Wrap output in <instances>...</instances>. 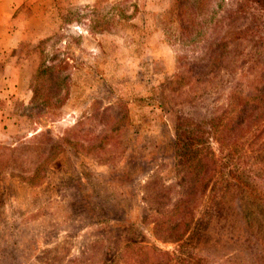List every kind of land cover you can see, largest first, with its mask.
Listing matches in <instances>:
<instances>
[{
  "label": "rangeland",
  "instance_id": "obj_1",
  "mask_svg": "<svg viewBox=\"0 0 264 264\" xmlns=\"http://www.w3.org/2000/svg\"><path fill=\"white\" fill-rule=\"evenodd\" d=\"M5 1L0 264H133L119 257L132 241L170 252L164 264L185 262L191 247L151 231L174 212L175 124L211 135L208 119L224 111L221 144L209 137L208 148L223 162L218 146L233 144L264 183V16L262 38L236 39L234 26L261 15L237 14L240 0ZM197 205L205 263L249 264L237 211L224 217L229 206L209 195ZM252 217L263 230L264 211Z\"/></svg>",
  "mask_w": 264,
  "mask_h": 264
},
{
  "label": "trees",
  "instance_id": "obj_2",
  "mask_svg": "<svg viewBox=\"0 0 264 264\" xmlns=\"http://www.w3.org/2000/svg\"><path fill=\"white\" fill-rule=\"evenodd\" d=\"M197 3L200 5L199 2ZM183 4L186 3H181L182 6ZM244 6L256 10L262 15V18L260 19L261 15L256 14L251 21L234 26L230 34H233L236 39H246L250 36L262 38L258 34H260L259 29L263 26L264 0H240V3L237 4L233 11H236L237 14L244 13ZM184 12L185 9L180 7L177 14L183 18ZM236 13L233 12L232 15H236ZM189 23L193 22L189 19ZM214 34H216L215 31ZM262 41H264V38ZM56 68L61 69L60 64L49 67V69L54 70ZM256 90L259 92L258 99L263 100L264 83L262 82ZM236 92L242 94L241 91ZM256 103L253 106H256ZM228 107L230 108L229 105ZM252 121L255 122V119ZM228 123L229 121H225V113L223 111L208 119V129L211 135H207L206 131H203L204 129L200 130V124H196L197 126L195 125L192 130L180 127L181 121L175 124L172 147L173 157L175 158L173 164L176 176L175 184L178 190L175 193V200L171 204L174 212H171L172 214L163 213L158 221H152L151 231L157 239L174 243L176 250L185 246L192 248L187 253L186 259L183 260L185 262L182 264H206L205 260L197 253L203 239L204 222H193V219L194 210L198 206V202L207 195H209L210 204H218V207L220 205L224 206V204L229 206L225 209L224 217L237 211L242 222L240 228L235 230L234 240L245 245L243 248L248 253L247 262L249 264H264V229L259 231L260 229L252 217L259 211H264V183L262 180L255 179L257 178V175H255L256 171L253 174L249 171L252 169L246 168L245 164H237L234 159L235 150L233 144H229L226 147L227 142L223 140L224 147L218 146L217 149L220 152L224 150L223 155L226 157V161L223 162H219L214 157L213 152L206 144L209 137L213 136H215V141L221 144V140L217 136L221 138L222 134L221 131H217V127L221 125L225 127ZM231 127L236 126L231 125ZM257 131L254 130L252 134L254 137L259 136ZM235 140L236 136L233 138L234 142H236ZM248 216L251 217V220L248 219ZM163 228H165L164 236L159 233V230L163 232ZM254 228L258 229V233L253 231ZM250 237L254 241H251ZM249 245L253 247L250 248ZM128 254L133 255V264H160L154 261L158 256L163 257V263L161 264H164L172 257L168 251H160L153 246L136 241L124 245L119 257Z\"/></svg>",
  "mask_w": 264,
  "mask_h": 264
},
{
  "label": "crops",
  "instance_id": "obj_3",
  "mask_svg": "<svg viewBox=\"0 0 264 264\" xmlns=\"http://www.w3.org/2000/svg\"><path fill=\"white\" fill-rule=\"evenodd\" d=\"M6 1L0 0V27L4 28L5 22L9 19V15L4 11V5Z\"/></svg>",
  "mask_w": 264,
  "mask_h": 264
}]
</instances>
